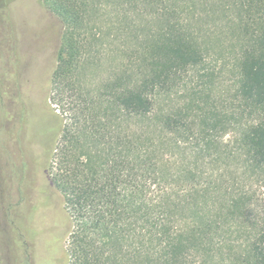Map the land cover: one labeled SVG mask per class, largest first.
Returning a JSON list of instances; mask_svg holds the SVG:
<instances>
[{"label":"trees","instance_id":"obj_1","mask_svg":"<svg viewBox=\"0 0 264 264\" xmlns=\"http://www.w3.org/2000/svg\"><path fill=\"white\" fill-rule=\"evenodd\" d=\"M45 1L64 26L45 169L71 223L62 264H264V0H206L233 23L218 42L194 0L190 23L176 0H124L162 26L136 35V70L92 87L82 61L113 0Z\"/></svg>","mask_w":264,"mask_h":264},{"label":"rangeland","instance_id":"obj_2","mask_svg":"<svg viewBox=\"0 0 264 264\" xmlns=\"http://www.w3.org/2000/svg\"><path fill=\"white\" fill-rule=\"evenodd\" d=\"M205 2L194 0L195 19L194 14H190L187 0H176L175 3L184 9L183 18L187 22L194 19L202 31L210 28L215 33L214 42H218V38L231 35L233 23L222 21L219 12L211 13V3L207 6ZM47 6L45 0H0V264H36L38 253L44 248L39 241L49 235H60L63 241L61 247H54L55 258H61L63 249L73 246L70 220L62 197L53 191L46 177L42 155L36 158L28 148L21 151L24 155L17 153L10 138L12 120L19 108L10 98L18 90L22 92L21 86L16 85L21 81L37 82L35 57L40 50L44 52L45 67L38 82L51 124L54 125L51 110L60 115L63 113V107L52 100L54 95L49 93L48 80L62 49L64 26ZM152 11L151 7L140 5L136 8L124 0H113L103 6L98 13L97 33L101 37L83 58L82 64L86 62V66L81 69V84L92 87L109 76L136 70L135 49L139 46L136 35L143 39L149 30L162 26ZM222 31L223 35L220 34ZM62 52V57H66L67 48ZM214 65L221 74L218 87L224 98L234 83L232 67L222 62ZM26 120V137L35 135L39 128L36 112L26 113ZM42 227H46L47 233ZM52 264H57L56 260Z\"/></svg>","mask_w":264,"mask_h":264},{"label":"flooded vegetation","instance_id":"obj_3","mask_svg":"<svg viewBox=\"0 0 264 264\" xmlns=\"http://www.w3.org/2000/svg\"><path fill=\"white\" fill-rule=\"evenodd\" d=\"M41 49V48H40ZM40 50L37 57H35V72H36V80L34 84H31V82L23 83L22 81L19 84H16L18 86H21L22 92L20 93L19 90L12 95L10 98L13 102H16V105H18V113L14 115V118L12 120L13 126H12V132H11V141L14 143V148L16 149V152L18 151L22 154L21 151H24L23 148H28L29 151H31L36 158H38V155L41 154L42 156V164L45 166V169L47 168V154L49 152V142L50 140H54V138L57 135V124L55 117L54 118V125L51 124V121H49L48 118H50V115L48 111L45 109V103H44V95L42 92H40V82H38L40 73L43 72L45 64V57L43 56L44 52H41ZM42 89V88H41ZM26 95H28V98H26ZM21 100L19 103L18 101ZM36 112L37 117L39 118V128L35 135L26 137L25 130H26V113L28 112ZM53 123V122H52ZM7 136V135H6ZM48 139V140H47ZM46 141V142H45ZM41 142H45L44 146H40ZM6 151L8 150L5 148ZM30 152V153H31ZM24 155V153L22 154ZM44 231H46V227H42ZM46 235V234H44ZM45 239L41 238L40 243L42 246H44L43 249H40L38 253V259H35L36 264L39 262H42L44 264V259L42 258L44 255L43 253L50 252L54 250V247L56 245L62 246V239H60V235H49L44 237ZM29 244V243H27ZM64 252H62L61 258H55L57 264H62ZM41 264V263H39Z\"/></svg>","mask_w":264,"mask_h":264}]
</instances>
